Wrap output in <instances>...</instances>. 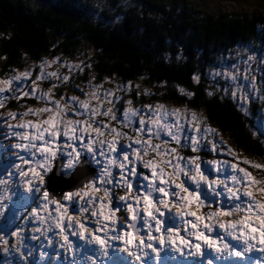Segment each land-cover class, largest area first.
<instances>
[{"label": "snow or ice", "instance_id": "6c2138e0", "mask_svg": "<svg viewBox=\"0 0 264 264\" xmlns=\"http://www.w3.org/2000/svg\"><path fill=\"white\" fill-rule=\"evenodd\" d=\"M253 59L254 55H248L232 64L231 70H213V75L224 76V94L230 95L245 115H250L249 104L255 93L264 92V80L258 87L256 77L249 78V61ZM56 63L80 72L91 66L59 56L51 60L41 57L34 78V69L27 67L13 69L14 74L0 78V107L12 98L35 97L42 102L38 108L8 114V119L20 117L18 123L8 125L6 136L16 143L0 144V151L15 148L20 153L15 157L20 163L6 165L8 179L16 173L24 178L27 191L38 201L29 215L42 226L47 222L44 234L55 232L66 251L75 248L70 236L96 245L93 255L85 254L86 264H116L104 259L112 250L126 252L132 258L126 264H145L144 257L152 254L155 259L151 264H167L161 258L163 249H170L173 256L183 255L187 249L188 256L200 258L194 264H214V260L221 264V258L223 264H235L233 256L244 258V264H264V260L249 257L257 248L264 253V199L255 195L264 194V163L238 153L195 109L169 108L159 102L134 106L132 99L122 100L121 92L140 87L131 81L102 88L103 82L93 84L90 79L84 99L64 93L57 98L53 89L69 81V75L49 70ZM241 65L243 76L239 75ZM42 80L50 81L46 90L37 84ZM192 80L198 82L199 78L193 74ZM177 88L186 97L194 96L182 86ZM144 93L153 95L148 89ZM207 94L213 95L211 91ZM259 98L264 101V95ZM29 114L37 119H24ZM254 128L251 135L256 137L258 130L264 143V119L256 118ZM179 149L193 154L184 155ZM208 152L220 158L204 159L200 155ZM241 163L262 175L253 176ZM53 169L54 175L71 181L67 190L50 192L51 185L45 186L44 178ZM6 184L0 175V185ZM116 189L123 195H117ZM2 208L0 205V211ZM118 212H124L127 219L118 223ZM11 235L22 241L23 226H16ZM0 241L10 243L2 232ZM115 241L123 247L118 244L114 249ZM48 242L52 243L51 237ZM149 249L151 252L146 251Z\"/></svg>", "mask_w": 264, "mask_h": 264}, {"label": "trees", "instance_id": "16d2710c", "mask_svg": "<svg viewBox=\"0 0 264 264\" xmlns=\"http://www.w3.org/2000/svg\"><path fill=\"white\" fill-rule=\"evenodd\" d=\"M243 38L264 45V12L214 11L192 0H0V76L7 77L12 65L23 67L24 56L81 57L91 66L79 82L88 73L97 82L115 75L161 89L166 100L204 110L240 154L264 163L259 131L251 135L256 118L264 119V101L253 102L245 115L210 73L220 54L234 53L231 45ZM177 86L194 96L180 94ZM57 89L62 93V86ZM145 99L141 94L139 100Z\"/></svg>", "mask_w": 264, "mask_h": 264}, {"label": "rangeland", "instance_id": "374dc122", "mask_svg": "<svg viewBox=\"0 0 264 264\" xmlns=\"http://www.w3.org/2000/svg\"><path fill=\"white\" fill-rule=\"evenodd\" d=\"M192 1L200 7L214 11L217 10L231 11V12L235 11L240 13L242 12L251 13L257 11L264 12V6H261L262 2H260V0H192ZM85 47L87 49V46ZM55 56H59L62 60L66 59L74 64L82 61L81 57L69 59L62 55H45L44 58L51 60ZM24 61L26 63L25 67L23 66L21 68H15V69L22 71L26 67L33 68L34 69L33 78H34L35 71L37 70L35 66L38 63H33L29 59L26 60L25 56H24ZM262 63H264V57ZM53 69L58 70L62 74L69 75V81L63 82L60 85L62 86V93L66 94V97L77 96L80 99H84L83 92H88L90 90L87 84L88 80L91 79L93 84L101 83V82H96L94 77H90V79H88L86 83L79 82L77 80V77L79 73L82 72H80L79 70L70 71L67 67H61L59 63L51 65V68L49 70H53ZM10 73L11 75L14 74L12 73V71ZM239 75L242 76L241 74ZM248 75L249 78L251 76H254L252 71H250ZM0 78H7V77L0 76ZM37 84L41 89L46 90L50 85V81L48 80L37 81ZM257 85L259 84L257 83ZM70 87H72L71 90L69 89ZM114 87L115 85L110 83L109 79L103 81L102 83V88H114ZM57 88L53 89V92L55 96L59 98L61 93L57 92L58 90ZM78 89H81L83 91H80ZM256 94L257 93H255V95ZM31 99L33 101H31ZM9 100L2 107H0V144L13 145L14 143H16V140L10 137L6 138L8 132V125L18 123L20 121V117L17 116L14 119H8V114L10 112H18V113L24 112L29 107L38 108L42 106V102H38L35 99V97H21L20 102L16 104L17 107H12L11 105H8ZM157 102L165 104L169 108L186 107L184 105L176 104L170 101H162L156 97H153V100H149L145 104L155 105V103ZM251 102L252 100L250 101L249 109L251 107ZM93 103H95V101H93ZM189 109H193V107ZM196 111L202 113L204 116L203 112L199 110ZM79 118L82 119L83 117H79ZM24 119L36 120L37 117L29 114L26 115ZM98 119L101 118L98 117ZM113 123L115 122L113 121ZM220 138L225 140L228 145H230L233 149H235L230 139L227 136L220 133ZM154 142H158V141H154ZM18 154L20 153L15 148H9L7 153L0 151V175H3L4 179L7 181L6 185H0V195L3 196V199L0 200V205H3L2 211H0V232H2L4 237L10 242L9 244H5L2 241H0V256H2L1 260H3L0 261V264L1 263L4 264L5 262H7V260L10 259L13 260V264H78V260L80 261L81 264H86V261L84 260L85 254L89 256L93 255L94 254L93 250L97 247L96 245H88L78 236H70L69 239L73 241L75 248L66 251L65 248L61 247V244L63 243L62 238L57 236L55 232L50 230L46 234L43 233V227L47 226V222L45 223V225L42 226L40 222L35 219L34 215L31 216L29 215V213H31L32 211V208L37 207L38 201L34 200L32 193H29L27 191V186L23 184V179H24L23 177H20L19 174L16 173L15 175L12 176L11 179H8V175H7L6 165L10 166V164L13 161L15 163H20L19 160H15V157ZM145 158L147 159V157ZM219 158L220 157L218 156H214L212 158H208L206 156L204 157V159H219ZM225 158L227 159V157ZM240 166L245 167L247 168L248 171L252 172L248 168L247 164L241 163ZM12 171L15 172V169H12ZM46 180L44 178L45 186H46ZM36 183L39 182L36 181ZM255 195L257 196V199H264V194L255 193ZM174 211L175 209L173 208V212ZM118 213H117V217L119 218ZM40 214L43 215L44 213L41 212ZM25 217L28 218L27 221H25L24 219ZM126 219L127 217L119 218L118 223ZM16 226H23V232L25 235L22 241H18L16 237L11 235V232L16 230ZM33 235H35L36 237L35 239L32 238ZM49 237H51L52 243L48 242ZM232 243H236V242L232 241ZM20 244H22L23 247L20 248V252H17L16 247L19 246ZM118 244L120 245L121 248L123 247L121 242L115 241L113 242V248L115 249V246ZM82 245L83 247H81ZM148 251L151 252L150 249ZM187 251L188 250L185 249V253L183 255L177 253L175 256L173 255L170 256L168 254V256L171 257V259H169L165 257L162 250L161 258L165 261L167 260V264H171V263L194 264V260L199 257L194 258L192 256H188ZM204 251H210V250L205 248ZM21 253H23V255H21ZM213 255L215 254L213 253ZM249 257L253 261L264 260V253H262L257 248L252 253L249 254ZM104 259L109 261H115L116 264H126V262L130 261L132 258L129 257L126 252L120 250H112L110 252L109 257H106ZM144 259H145V264H151V261L155 259V254H152L149 257H144ZM231 261H235V264H244V258H236L233 256L231 258ZM214 264H216L215 260H214ZM221 264H223V258H221Z\"/></svg>", "mask_w": 264, "mask_h": 264}, {"label": "flooded vegetation", "instance_id": "af4514ba", "mask_svg": "<svg viewBox=\"0 0 264 264\" xmlns=\"http://www.w3.org/2000/svg\"><path fill=\"white\" fill-rule=\"evenodd\" d=\"M254 45V43L248 41L247 39L243 38V39H240L238 40L237 42L233 43L231 46L235 47L237 50L234 51V53H230L229 51L225 54V55H222L220 54V56L217 58V63H212L211 66H210V73L212 75V77H214L216 79V81L218 82V85L221 86L223 89L224 87L226 86L227 84V81L226 79L224 78L223 75H213V70H217L219 72H222L223 69L225 67L228 68V66H231L232 64L234 63H237V61H239L241 58L243 59H247V56L248 55H254L253 54V51L255 50V48L252 46ZM247 49V51L245 52L244 50ZM256 49L259 50V53L256 57H254V59L252 61H249V72L252 71L253 74H257V72L264 67V63H262V60H263V51L261 50V48L259 46L256 47ZM239 53V54H238ZM44 57V56H43ZM28 59V58H27ZM26 59V60H27ZM29 60H31L33 63H38V61L40 60H35V59H32V58H29ZM25 62V61H24ZM26 64V63H24ZM25 67V65H23ZM10 70H13L15 68H19V67H16L14 65L10 66ZM231 70V68L229 69ZM11 72V71H10ZM82 73H79V76H81ZM242 76L244 75V71H243V65L240 66V73ZM8 75H11V73H9ZM7 75V76H8ZM90 77H94L95 78V81H96V77L94 75H90L88 73V76H87V79H90ZM105 77H108L109 78V81L110 83H112L113 85H115L116 83H121V82H126L128 80H122V79H119L117 76L115 75H112V76H105ZM105 81L104 78L99 81V82H103ZM97 82V81H96ZM83 83H86V82H83ZM133 85H136L138 84L140 87L139 88H135L133 87L131 89V91L129 92H121L120 95L122 96V100H128V99H132L133 100V105H139V106H143L145 105V103L149 100H153V97H156V98H159L160 100L162 101H170V102H173V103H176V104H180L178 102H174L173 100H166L164 99L163 97H161L160 95L162 94V91L163 90H159V91H156V88L154 86H151V85H147L145 83H143L142 81L140 80H137L136 82H132ZM145 89H148L149 92L153 93V95H146L144 93V90ZM139 91L140 92V95L139 96H136L135 93ZM141 94H144L146 99L145 101H140V96ZM13 101L14 103V106L11 105L12 107H17L16 104H18L20 102V99L19 100H16L14 98L10 99L9 102H8V105L9 103H11ZM31 101H33L31 99ZM143 102V103H142ZM153 102V101H152ZM180 105H184L186 107H189V108H192V106H189L187 102H185V104H180ZM117 108H119L121 111H122V106L120 103H117L116 105ZM193 109H196V110H201L199 108H196V107H193ZM202 112L204 113V116L207 118V122L209 123V118L208 116L206 115L205 111L202 110ZM125 131H129L130 134H131V131L130 129H125ZM121 142H124L123 140ZM172 146H175L174 144ZM179 151H181L184 155L185 153L189 154V155H192L193 153H191L189 150H186V149H179ZM50 173V172H49ZM49 175V174H48ZM47 176H45V180L47 179ZM116 194L117 195H123V191L120 190V189H116L115 190ZM124 212L122 213H118V215H123Z\"/></svg>", "mask_w": 264, "mask_h": 264}, {"label": "water", "instance_id": "95a60500", "mask_svg": "<svg viewBox=\"0 0 264 264\" xmlns=\"http://www.w3.org/2000/svg\"><path fill=\"white\" fill-rule=\"evenodd\" d=\"M87 167H89L90 170L94 171V168L92 165H88ZM54 171H55V169H53V172H51V174L48 177L46 187L51 185L48 190L50 192L53 191V189H56L57 191H59L60 188H65L67 190L66 185L68 183H70L71 181L68 178L54 175ZM50 178H51V180H50ZM57 197L60 198L59 196H57Z\"/></svg>", "mask_w": 264, "mask_h": 264}, {"label": "bare ground", "instance_id": "6f19581e", "mask_svg": "<svg viewBox=\"0 0 264 264\" xmlns=\"http://www.w3.org/2000/svg\"><path fill=\"white\" fill-rule=\"evenodd\" d=\"M255 173H256V172H255ZM146 251H148V250H146ZM255 261H256V260H255ZM166 262H167V260H166ZM121 263H122V262H121ZM78 264H81L79 260H78ZM171 264H172V263H171Z\"/></svg>", "mask_w": 264, "mask_h": 264}]
</instances>
